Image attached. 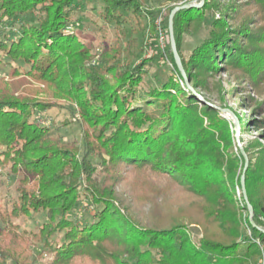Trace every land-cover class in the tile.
Instances as JSON below:
<instances>
[{
  "label": "trees",
  "instance_id": "trees-1",
  "mask_svg": "<svg viewBox=\"0 0 264 264\" xmlns=\"http://www.w3.org/2000/svg\"><path fill=\"white\" fill-rule=\"evenodd\" d=\"M103 1L100 16L116 39L98 55L74 30L77 0H0V22L24 16L18 39L0 42V69L22 64L0 76V167L17 179L15 196L0 203V264H32L30 248L39 243L52 253L50 264H258L259 247L242 228L264 234V144L255 138L244 148L251 224L235 199L236 186L243 197L245 167L241 149L234 150L236 127L220 110L200 107L196 90L225 71L264 98V0H204L176 12V46L192 89L168 35L178 76L147 92L145 104L154 110L135 103L157 57L123 61L153 13L144 0ZM169 1L171 13L186 0ZM126 12L136 29H128ZM207 14V38L184 57V34L199 32ZM253 104L263 112L254 128L263 130L264 99ZM67 106L81 144L52 135L45 123L49 112ZM237 118L242 133L249 124ZM123 183L130 185L125 196L118 190ZM127 197L149 206L145 218L135 217ZM83 200L92 219L77 223L70 214ZM39 213L46 215L39 230L21 232L17 221ZM194 227L202 231L199 242Z\"/></svg>",
  "mask_w": 264,
  "mask_h": 264
},
{
  "label": "rangeland",
  "instance_id": "rangeland-1",
  "mask_svg": "<svg viewBox=\"0 0 264 264\" xmlns=\"http://www.w3.org/2000/svg\"><path fill=\"white\" fill-rule=\"evenodd\" d=\"M198 4V0H186L177 2L178 5L186 3ZM145 7L149 12H152V17L145 16L144 22L146 26V31L142 34L140 31L136 33V37L139 39V46L133 50L130 54L126 53L123 55V61L136 65L145 58L157 57V61L151 67L149 73L144 78V82L138 90V96L141 100L137 101L135 105L143 106L146 109L154 110L153 106H146L145 102L150 98L147 96V92L152 87H158L159 84L165 81L169 76L176 75L171 62L169 61L168 48L166 49V54L162 53L157 40V26L156 21L162 17L163 27L168 33V19L169 10L168 6L172 5L169 0H144ZM106 4L103 0H77L75 7L74 20L76 21L74 25V30L78 32L81 39L86 42L89 46L94 49V52L99 55L100 51L104 49L105 46H112L115 43V31L113 26H107L104 20L101 18V14L104 12ZM128 21L126 22L128 29H136L135 20L131 12H126ZM212 17L207 14V19L197 33H185L182 40L181 52L184 57H188L191 52L203 43L207 38L209 29L211 27ZM24 23V16H18L14 20H3L0 22V42L3 41H13L17 40L22 32V24ZM169 35V33H168ZM152 55V56H150ZM0 56H3V52L0 50ZM7 61V60H5ZM22 64L20 62H9V64L2 65L0 69V76H7L12 68L21 69ZM246 89L245 93H238L241 90ZM248 91V92H247ZM196 93L200 96L202 101L200 107L210 106L220 110L225 118L230 120L234 127L236 124L240 125L237 116L243 118L247 124L248 128L240 133L241 147L244 149L248 145L250 140L258 138L264 144V129L254 128V123L263 117V112L259 113L253 106L255 101H262L263 97L256 96L250 87L240 88L237 84L233 75L228 72H221L214 77H210L208 80V87L205 89H197ZM249 96L254 97V102L248 101ZM252 106V108H250ZM228 110V111H227ZM68 124H65V123ZM249 122V123H248ZM46 125L52 130V135L61 137L66 142H71L73 140L79 141L81 144V128L77 121V118L73 114L71 106H67L63 110L54 109L48 113L46 119ZM236 129V128H234ZM236 136V135H235ZM240 146L238 142H234V150L237 152ZM241 149V148H240ZM99 160L95 159L94 163H98ZM17 184L16 176H14L8 169L0 167V203L5 202L15 196V187ZM118 190L124 194L126 191L130 190V185L123 183L119 186ZM241 191L239 186L235 187V199L238 209L243 218L247 216L248 210L244 208V198H239ZM131 206L132 212L135 217L139 219L145 218V215L149 211V206L144 205L143 207H138L130 197L126 198ZM93 208L88 205V202L83 200L81 204L70 214V218L77 223L89 222L92 219ZM46 221L45 213H39L28 218H21L17 223L21 227V232L32 233L37 232L42 224ZM0 227H4L2 222H0ZM243 229V228H242ZM190 233L195 242H199L203 234L199 227H194L190 229ZM255 236L264 240V234H258L253 232ZM62 238L59 237V240ZM32 254L29 260L32 264H50L53 255L48 252V250L41 244H35L30 248ZM10 264H14L10 262Z\"/></svg>",
  "mask_w": 264,
  "mask_h": 264
},
{
  "label": "water",
  "instance_id": "water-1",
  "mask_svg": "<svg viewBox=\"0 0 264 264\" xmlns=\"http://www.w3.org/2000/svg\"><path fill=\"white\" fill-rule=\"evenodd\" d=\"M203 2H204V0H201V3H199V4L186 3V4L178 5L171 11V13L169 15V19H168V33H169V39H170V46H171V50L173 52L175 63L177 65V68H178L182 78L185 80L187 86L191 89H192V87L190 86V82L188 80L186 71L183 67L182 60H181V57L179 55V52H178V49L176 46L175 35H174V16H175L176 12H178L179 10L188 9V8L193 7V6L200 7V6H202ZM235 130H236V140H237L238 145L240 146L241 151L244 154V158H245V167H244L243 174L241 177V188H242L244 201L247 205L248 212H249V221L251 224H253L254 211H253L251 204L248 201V196H247V192H246V184H245V174H246V171L248 168L249 161H248L247 155L244 153V149L241 147V144H240V138H239L240 137L239 136L240 135V126L238 124H236ZM263 232H264V230H263Z\"/></svg>",
  "mask_w": 264,
  "mask_h": 264
},
{
  "label": "built area",
  "instance_id": "built-area-1",
  "mask_svg": "<svg viewBox=\"0 0 264 264\" xmlns=\"http://www.w3.org/2000/svg\"><path fill=\"white\" fill-rule=\"evenodd\" d=\"M157 26V40L159 43V46L161 48L162 53H164V56L166 54V49L168 47V33H166L164 27H163V18L160 17L156 21ZM152 56V55H150ZM182 83V82H181ZM183 85V83H182ZM239 198H241V194L238 192ZM245 236L248 237L249 240H251L253 243H255L259 247L260 251V258L258 261V264H264V240L257 238L253 235V232L250 227H243Z\"/></svg>",
  "mask_w": 264,
  "mask_h": 264
}]
</instances>
